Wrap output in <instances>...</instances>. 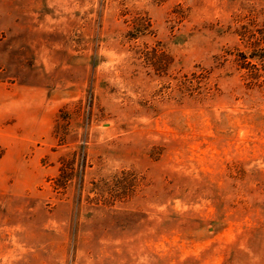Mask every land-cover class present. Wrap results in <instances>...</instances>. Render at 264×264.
<instances>
[{"label":"rangeland","instance_id":"obj_1","mask_svg":"<svg viewBox=\"0 0 264 264\" xmlns=\"http://www.w3.org/2000/svg\"><path fill=\"white\" fill-rule=\"evenodd\" d=\"M0 264H264V0H0Z\"/></svg>","mask_w":264,"mask_h":264}]
</instances>
